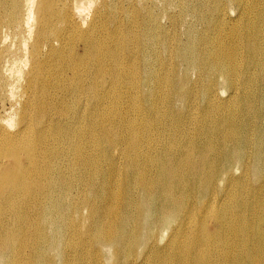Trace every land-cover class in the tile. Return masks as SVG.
<instances>
[{
	"label": "bare ground",
	"instance_id": "obj_1",
	"mask_svg": "<svg viewBox=\"0 0 264 264\" xmlns=\"http://www.w3.org/2000/svg\"><path fill=\"white\" fill-rule=\"evenodd\" d=\"M0 264H264V0H0Z\"/></svg>",
	"mask_w": 264,
	"mask_h": 264
},
{
	"label": "rangeland",
	"instance_id": "obj_2",
	"mask_svg": "<svg viewBox=\"0 0 264 264\" xmlns=\"http://www.w3.org/2000/svg\"><path fill=\"white\" fill-rule=\"evenodd\" d=\"M232 9V14H233V17H232V19H234V16H236V13H237V11H236V9L235 8H231ZM232 23V22H231ZM230 23V24H231ZM215 227V225L213 224V228Z\"/></svg>",
	"mask_w": 264,
	"mask_h": 264
}]
</instances>
